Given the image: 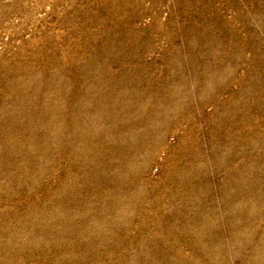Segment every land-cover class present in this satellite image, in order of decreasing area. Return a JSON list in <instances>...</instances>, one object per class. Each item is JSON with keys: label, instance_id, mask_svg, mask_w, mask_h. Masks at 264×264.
<instances>
[{"label": "rangeland", "instance_id": "374dc122", "mask_svg": "<svg viewBox=\"0 0 264 264\" xmlns=\"http://www.w3.org/2000/svg\"><path fill=\"white\" fill-rule=\"evenodd\" d=\"M0 264H264V0H0Z\"/></svg>", "mask_w": 264, "mask_h": 264}]
</instances>
